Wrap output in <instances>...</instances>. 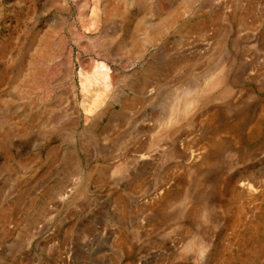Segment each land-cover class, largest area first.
Returning a JSON list of instances; mask_svg holds the SVG:
<instances>
[{"label": "rangeland", "instance_id": "374dc122", "mask_svg": "<svg viewBox=\"0 0 264 264\" xmlns=\"http://www.w3.org/2000/svg\"><path fill=\"white\" fill-rule=\"evenodd\" d=\"M0 264H264V0H0Z\"/></svg>", "mask_w": 264, "mask_h": 264}, {"label": "bare ground", "instance_id": "6f19581e", "mask_svg": "<svg viewBox=\"0 0 264 264\" xmlns=\"http://www.w3.org/2000/svg\"><path fill=\"white\" fill-rule=\"evenodd\" d=\"M104 67L103 65H101V68ZM86 79H84V81L81 82L82 85V89H86V84H85Z\"/></svg>", "mask_w": 264, "mask_h": 264}]
</instances>
